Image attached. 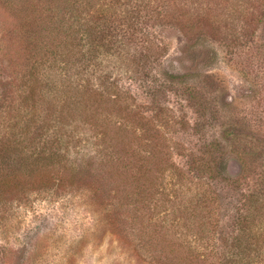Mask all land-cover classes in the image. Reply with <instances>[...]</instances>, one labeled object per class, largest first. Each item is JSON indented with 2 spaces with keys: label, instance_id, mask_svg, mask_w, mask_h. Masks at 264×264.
Instances as JSON below:
<instances>
[{
  "label": "rangeland",
  "instance_id": "obj_1",
  "mask_svg": "<svg viewBox=\"0 0 264 264\" xmlns=\"http://www.w3.org/2000/svg\"><path fill=\"white\" fill-rule=\"evenodd\" d=\"M12 1L0 0V140L29 109L23 99L34 89L31 72L40 68L33 61L43 54L26 49L32 39L21 31L17 7L14 13L9 8ZM146 1L151 12L138 25L142 54L133 71L125 63L115 67L112 57L100 71L112 73L111 91L120 92L136 114V129H129L137 159L143 156L146 168L160 177L154 190L163 194L146 222L151 241L143 248L138 232L126 229L127 237L119 235L86 184L74 191L19 190L14 174L21 163L16 154L4 157L0 144V264H156L154 255L170 254L157 239L219 260L229 250L224 237L233 241L240 232L239 213L252 201L261 200L255 213L257 220L263 218L264 0ZM48 66L38 72L43 81L53 80L45 73H51ZM100 83L95 76L90 80L91 87L102 88ZM112 174L120 177L115 169ZM199 183L208 186L214 209L201 204ZM192 198L201 205L203 221L211 223L203 233L197 213L185 223L166 218V211L177 215L179 200L184 207ZM197 231L206 237L204 246L196 244ZM249 255L264 263V234Z\"/></svg>",
  "mask_w": 264,
  "mask_h": 264
},
{
  "label": "trees",
  "instance_id": "obj_2",
  "mask_svg": "<svg viewBox=\"0 0 264 264\" xmlns=\"http://www.w3.org/2000/svg\"><path fill=\"white\" fill-rule=\"evenodd\" d=\"M148 6L149 1L145 0L12 1L9 8L14 13L17 7L21 31L32 39L27 41L26 49L43 54L33 61L40 68L31 72L30 86L34 83V89L23 99L29 109L0 140L4 157L16 154V162L21 163L14 174L19 190L37 187L74 191L86 184L114 219L117 233L127 237L126 229L138 232V243L143 248L151 241L147 219H152L157 198L163 194L154 190L161 184L160 177L146 168L141 153L139 157L144 162L137 159L132 144L135 133L129 129H136L133 124L136 114L120 92L111 91L112 73L100 71V66L112 57L116 59L115 67L125 63L127 70L133 71L132 64L142 54L136 40L138 32H142L138 25L146 23L151 12ZM75 50H79L78 55ZM43 64H49L51 73L44 72L52 81L39 77ZM94 76L100 79L102 88L91 87ZM27 140L33 145L29 146ZM84 147L88 150L83 151ZM79 151L84 152L82 156ZM114 169L120 172V177L112 174ZM206 186L199 183V200L201 204L205 202V208L214 209L216 200ZM179 201V207L174 209L177 215L172 210L166 211V218L185 223L188 217L195 219L197 213L200 233L206 231V225L211 223L203 221L200 203L194 204L192 198L182 207ZM255 201L245 213H239L240 232L233 241L229 243L224 237L222 244L229 249L225 257L219 260L201 257L194 248L186 249L174 240L164 239L161 243L157 239V244L170 248V254L163 258L154 255L152 260L156 264H260L262 260L256 261L249 255L259 248L264 234L263 209L260 210L263 218L257 220L255 213L261 200ZM172 204L175 207L177 201ZM137 223L140 229L134 228ZM200 233L197 231L194 238L198 246H204L206 237Z\"/></svg>",
  "mask_w": 264,
  "mask_h": 264
}]
</instances>
